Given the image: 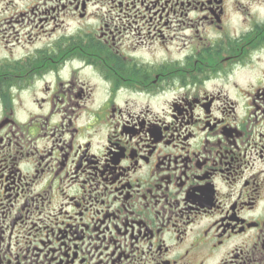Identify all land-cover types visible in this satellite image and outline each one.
<instances>
[{"label": "flooded vegetation", "instance_id": "flooded-vegetation-1", "mask_svg": "<svg viewBox=\"0 0 264 264\" xmlns=\"http://www.w3.org/2000/svg\"><path fill=\"white\" fill-rule=\"evenodd\" d=\"M0 264H264V0H0Z\"/></svg>", "mask_w": 264, "mask_h": 264}]
</instances>
